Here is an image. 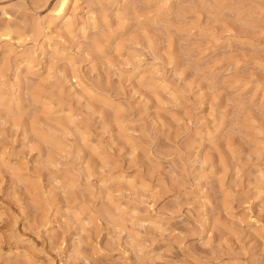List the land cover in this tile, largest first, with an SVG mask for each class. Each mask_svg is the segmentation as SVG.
<instances>
[{"label":"rangeland","instance_id":"374dc122","mask_svg":"<svg viewBox=\"0 0 264 264\" xmlns=\"http://www.w3.org/2000/svg\"><path fill=\"white\" fill-rule=\"evenodd\" d=\"M59 3L0 0V264H264V0Z\"/></svg>","mask_w":264,"mask_h":264},{"label":"bare ground","instance_id":"6f19581e","mask_svg":"<svg viewBox=\"0 0 264 264\" xmlns=\"http://www.w3.org/2000/svg\"><path fill=\"white\" fill-rule=\"evenodd\" d=\"M78 3V0H60V3L58 5V7L56 8L55 11V17L52 18V19H47L48 21L45 22L46 24V29L50 32V34H53V26L56 25V24H60V27L61 25L63 27H67V28H71L72 26H74V24H76L75 22H77V20H75V11H76V4ZM54 8V7H53ZM52 8V9H53ZM40 22V21H39ZM38 22V23H39ZM36 24V23H35ZM44 24V23H43ZM83 24V23H82ZM3 27V26H2ZM14 28V27H13ZM13 28H11L9 25H6L5 27H3V32H0V37H4L6 38L7 40H12L13 39V35H14V31L15 29L13 30ZM2 29V28H1ZM63 30V29H62ZM70 30V29H69ZM19 31V30H18ZM17 31V32H18ZM22 31V30H21ZM46 31V30H45ZM23 32V31H22ZM49 34V33H48ZM16 35V34H15ZM18 37L21 38L23 37V33H17ZM16 35V36H17ZM50 36V35H49ZM52 36V35H51ZM47 38V37H46ZM17 39V38H16ZM48 39V38H47ZM18 40V39H17ZM46 40V39H45ZM50 40V39H49ZM21 41V40H20ZM40 48V47H39ZM50 48L52 50H55L57 51L58 47L57 45H54V44H50ZM31 53V51H30ZM33 53V52H32ZM35 53V52H34ZM29 53H27L28 55ZM47 54V49L44 48V47H41V50H40V56H41V59H44V57L46 56ZM33 56L31 55H28V56H25L23 61L22 62H26L27 65H28V68H27V71H32L34 70L35 67H37L35 64L33 66V59H32ZM32 59V60H31ZM42 61V60H41ZM39 62V61H37ZM23 65V64H22ZM26 66V65H25ZM23 67V66H22ZM19 70V69H18ZM26 70V69H25ZM38 70V69H37ZM20 71V70H19ZM19 71H17L19 74ZM35 71V70H34ZM37 72V71H36ZM34 74V73H33ZM20 79V78H19Z\"/></svg>","mask_w":264,"mask_h":264}]
</instances>
